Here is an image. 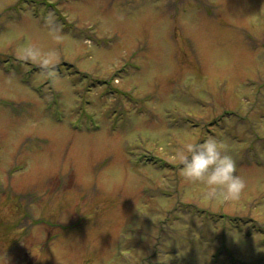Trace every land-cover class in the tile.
<instances>
[{"label": "rangeland", "instance_id": "1", "mask_svg": "<svg viewBox=\"0 0 264 264\" xmlns=\"http://www.w3.org/2000/svg\"><path fill=\"white\" fill-rule=\"evenodd\" d=\"M0 264H264V0H0Z\"/></svg>", "mask_w": 264, "mask_h": 264}, {"label": "clouds", "instance_id": "2", "mask_svg": "<svg viewBox=\"0 0 264 264\" xmlns=\"http://www.w3.org/2000/svg\"><path fill=\"white\" fill-rule=\"evenodd\" d=\"M47 23L51 31H58L52 17ZM177 158L182 165V176L190 183L206 185V195L210 198L225 201L241 198L246 180L237 173L235 158L222 148L218 138L208 137L200 143H188L177 153Z\"/></svg>", "mask_w": 264, "mask_h": 264}]
</instances>
